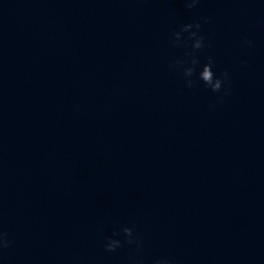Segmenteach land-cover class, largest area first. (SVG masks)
Here are the masks:
<instances>
[{
    "label": "water",
    "instance_id": "water-1",
    "mask_svg": "<svg viewBox=\"0 0 264 264\" xmlns=\"http://www.w3.org/2000/svg\"><path fill=\"white\" fill-rule=\"evenodd\" d=\"M197 19L223 101L169 68ZM125 225L146 264H264V0H0V264H129Z\"/></svg>",
    "mask_w": 264,
    "mask_h": 264
},
{
    "label": "clouds",
    "instance_id": "clouds-1",
    "mask_svg": "<svg viewBox=\"0 0 264 264\" xmlns=\"http://www.w3.org/2000/svg\"><path fill=\"white\" fill-rule=\"evenodd\" d=\"M188 9L195 8L200 0H184ZM208 22L210 18H204ZM203 25L200 19L183 24L178 30L171 33V41L174 45L183 46L186 51L183 56L177 57L170 61L169 68L174 71L182 73L185 86L193 89L199 86V82L203 81L204 85L214 93L223 92L219 97L223 101L224 97L231 92V75L225 69L219 76L213 70L216 60L213 56H208L206 62L201 63L200 51L210 47V42L205 41L204 35L201 33ZM187 33V36L184 34ZM244 43L252 47L254 41L245 37ZM246 64V62H244ZM197 69L199 72L197 74ZM123 235V239L119 238ZM13 241L9 239V234L2 227H0V258L4 252L11 248ZM124 244L134 245L137 255L129 258V264H146L145 259L139 253L142 252L143 242L139 234L131 226H121L114 228L112 235L105 238L104 248L106 251L114 252L122 248ZM151 264H175V262L167 256L156 257Z\"/></svg>",
    "mask_w": 264,
    "mask_h": 264
}]
</instances>
